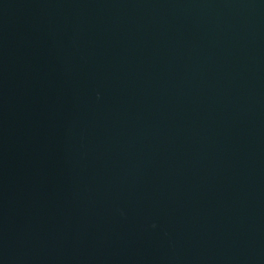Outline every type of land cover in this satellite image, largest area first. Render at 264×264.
<instances>
[{
    "label": "water",
    "instance_id": "water-1",
    "mask_svg": "<svg viewBox=\"0 0 264 264\" xmlns=\"http://www.w3.org/2000/svg\"><path fill=\"white\" fill-rule=\"evenodd\" d=\"M0 264H264V0H0Z\"/></svg>",
    "mask_w": 264,
    "mask_h": 264
}]
</instances>
